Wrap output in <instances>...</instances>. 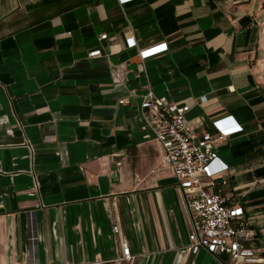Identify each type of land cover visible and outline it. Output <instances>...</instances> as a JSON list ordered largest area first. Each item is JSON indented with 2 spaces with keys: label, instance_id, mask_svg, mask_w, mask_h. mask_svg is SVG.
Wrapping results in <instances>:
<instances>
[{
  "label": "crops",
  "instance_id": "0c3cea01",
  "mask_svg": "<svg viewBox=\"0 0 264 264\" xmlns=\"http://www.w3.org/2000/svg\"><path fill=\"white\" fill-rule=\"evenodd\" d=\"M131 38L168 51L142 60ZM149 89L200 130L243 127L217 150L264 264V0H0V264H217L182 251L190 217L141 118Z\"/></svg>",
  "mask_w": 264,
  "mask_h": 264
},
{
  "label": "built area",
  "instance_id": "2783aa9c",
  "mask_svg": "<svg viewBox=\"0 0 264 264\" xmlns=\"http://www.w3.org/2000/svg\"><path fill=\"white\" fill-rule=\"evenodd\" d=\"M118 1L124 5L134 0ZM107 37L104 34L100 39ZM130 42V47L138 48L142 60L168 51L166 43L141 49L135 39ZM100 57H103L101 49L88 53L89 59ZM205 101L206 98L200 100ZM119 103L124 105L128 101ZM139 110L146 129L162 147L163 168L172 174L184 194L192 231L182 251L188 254L205 251L217 264H262L263 260L247 245L254 235L244 208L229 205L224 194L228 184L224 174L229 166L217 150L228 138L243 132V127L228 116L214 121L212 131L200 130L187 120L191 106L171 104L152 89L141 97ZM114 232L119 233L118 226ZM31 241L34 242L33 234ZM119 246L118 261L134 262L128 242L120 239Z\"/></svg>",
  "mask_w": 264,
  "mask_h": 264
},
{
  "label": "trees",
  "instance_id": "16d2710c",
  "mask_svg": "<svg viewBox=\"0 0 264 264\" xmlns=\"http://www.w3.org/2000/svg\"><path fill=\"white\" fill-rule=\"evenodd\" d=\"M258 177H264V169L257 172Z\"/></svg>",
  "mask_w": 264,
  "mask_h": 264
}]
</instances>
